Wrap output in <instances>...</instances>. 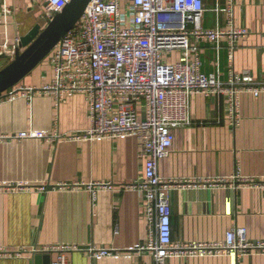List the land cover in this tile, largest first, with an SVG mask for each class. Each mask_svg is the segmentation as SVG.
<instances>
[{"label": "crops", "instance_id": "crops-1", "mask_svg": "<svg viewBox=\"0 0 264 264\" xmlns=\"http://www.w3.org/2000/svg\"><path fill=\"white\" fill-rule=\"evenodd\" d=\"M203 4L205 29L246 30L233 40L232 68L248 71L260 90L241 93L235 125L224 95H191V122L173 129L169 154L157 169L166 180L171 209L173 251L165 264H264V0H232L230 13L227 0ZM43 12L42 0H0V47L10 46L36 24L44 27ZM195 43L201 71H218L227 82L229 39L219 49L208 38ZM2 51L6 55L0 67L10 57ZM163 60L184 57L178 49L165 53ZM52 78L45 59L14 87H41ZM139 110L143 112L142 105ZM89 126L88 102L81 93L57 99L41 92L0 103V136L28 130L81 133ZM138 152L133 136L0 140V247L6 252L0 254V264H48L57 253L33 248L57 243L81 248L66 254L69 264H152L142 248L152 224L132 186L144 179ZM18 184L20 188H11ZM235 227L243 228L255 246L238 252L219 248ZM197 244L218 247L202 251ZM91 246L110 253L92 257Z\"/></svg>", "mask_w": 264, "mask_h": 264}, {"label": "built area", "instance_id": "built-area-1", "mask_svg": "<svg viewBox=\"0 0 264 264\" xmlns=\"http://www.w3.org/2000/svg\"><path fill=\"white\" fill-rule=\"evenodd\" d=\"M68 1L42 0L46 20ZM124 1H127L126 6L122 4ZM227 3L230 13L232 0ZM204 10L203 0H90L76 24L45 58L53 70L51 82L41 87L13 86L0 93V103L18 97L30 99L41 92H51L57 99L81 93L88 102L90 121L89 128L81 133L53 131L48 134L28 130L2 135L0 140L136 137L138 155L144 160V179L132 186L140 192L144 216L152 224L142 247L150 253L152 264H165L173 251L167 183L157 169L159 161L169 154L173 129L191 122V95H224L229 117L235 125L239 121L241 93L257 94L260 90L254 86L248 71L236 73L232 68L233 40L246 30L205 29L201 23ZM200 38L210 39L216 49L224 39H229L227 82L219 79L218 71L209 74L201 71L200 47L195 43ZM13 48L14 44H4L0 51H9L12 56ZM178 49L183 61L166 63L163 60L165 53ZM20 187L18 184L11 188ZM90 191L94 203L96 191L93 188ZM213 246L218 247V244H197L195 248L204 251ZM254 246L246 239L245 230L235 227L226 233L219 248L238 252ZM80 249L72 243L33 248L34 251L56 252L50 264H69L66 254ZM88 251L92 257L110 253L93 246ZM0 254H6L1 247Z\"/></svg>", "mask_w": 264, "mask_h": 264}, {"label": "water", "instance_id": "water-1", "mask_svg": "<svg viewBox=\"0 0 264 264\" xmlns=\"http://www.w3.org/2000/svg\"><path fill=\"white\" fill-rule=\"evenodd\" d=\"M90 0H70L44 27L34 25L14 41L13 54L0 67V93L15 86L42 62L60 39L76 24ZM0 51V58L5 57ZM50 264V261L49 263Z\"/></svg>", "mask_w": 264, "mask_h": 264}, {"label": "rangeland", "instance_id": "rangeland-1", "mask_svg": "<svg viewBox=\"0 0 264 264\" xmlns=\"http://www.w3.org/2000/svg\"><path fill=\"white\" fill-rule=\"evenodd\" d=\"M44 60H45V59H44ZM44 60H43V61H44ZM43 61H42V62H43Z\"/></svg>", "mask_w": 264, "mask_h": 264}]
</instances>
